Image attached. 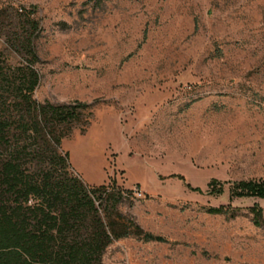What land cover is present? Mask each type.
Returning a JSON list of instances; mask_svg holds the SVG:
<instances>
[{
  "label": "rangeland",
  "instance_id": "1",
  "mask_svg": "<svg viewBox=\"0 0 264 264\" xmlns=\"http://www.w3.org/2000/svg\"><path fill=\"white\" fill-rule=\"evenodd\" d=\"M33 5L34 97L93 102L62 139L70 171L123 193L118 209L168 238L115 239L104 262L264 264L252 211L264 197L231 194L264 176V0H0L9 63L25 60L10 39ZM212 178L223 192L207 191Z\"/></svg>",
  "mask_w": 264,
  "mask_h": 264
},
{
  "label": "trees",
  "instance_id": "2",
  "mask_svg": "<svg viewBox=\"0 0 264 264\" xmlns=\"http://www.w3.org/2000/svg\"><path fill=\"white\" fill-rule=\"evenodd\" d=\"M35 10L36 5L22 8L10 39L25 60L9 63L0 49V264H106L103 254L115 239L168 240L118 209L123 193L116 195L106 184L89 185L70 171L62 139L85 110L92 112L93 102L34 97L40 82ZM4 14L0 7V18ZM60 126L67 130L59 131ZM207 191L223 192L224 182L212 178ZM231 194L264 197V176L233 180ZM207 210L228 209L218 205ZM252 211L261 224L263 208L254 205Z\"/></svg>",
  "mask_w": 264,
  "mask_h": 264
},
{
  "label": "built area",
  "instance_id": "3",
  "mask_svg": "<svg viewBox=\"0 0 264 264\" xmlns=\"http://www.w3.org/2000/svg\"><path fill=\"white\" fill-rule=\"evenodd\" d=\"M129 193L134 197H138V198L145 196L144 189L138 184H134L131 187H129Z\"/></svg>",
  "mask_w": 264,
  "mask_h": 264
}]
</instances>
